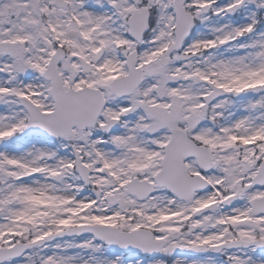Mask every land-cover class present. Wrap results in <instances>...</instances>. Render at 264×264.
<instances>
[{
  "label": "snow or ice",
  "instance_id": "obj_1",
  "mask_svg": "<svg viewBox=\"0 0 264 264\" xmlns=\"http://www.w3.org/2000/svg\"><path fill=\"white\" fill-rule=\"evenodd\" d=\"M0 264H264V0H0Z\"/></svg>",
  "mask_w": 264,
  "mask_h": 264
}]
</instances>
